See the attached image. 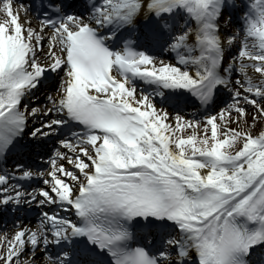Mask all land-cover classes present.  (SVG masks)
<instances>
[{"label": "snow or ice", "instance_id": "1", "mask_svg": "<svg viewBox=\"0 0 264 264\" xmlns=\"http://www.w3.org/2000/svg\"><path fill=\"white\" fill-rule=\"evenodd\" d=\"M0 220V264H264V0H0Z\"/></svg>", "mask_w": 264, "mask_h": 264}]
</instances>
